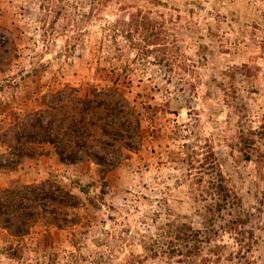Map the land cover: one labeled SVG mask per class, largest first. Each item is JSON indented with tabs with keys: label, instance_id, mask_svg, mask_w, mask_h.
Here are the masks:
<instances>
[{
	"label": "rangeland",
	"instance_id": "1",
	"mask_svg": "<svg viewBox=\"0 0 264 264\" xmlns=\"http://www.w3.org/2000/svg\"><path fill=\"white\" fill-rule=\"evenodd\" d=\"M0 35V100L118 79L143 136L104 180L49 146L0 169V189L48 180L82 205L64 229L0 223V264H264V0H0ZM168 221L176 252L155 257Z\"/></svg>",
	"mask_w": 264,
	"mask_h": 264
},
{
	"label": "trees",
	"instance_id": "2",
	"mask_svg": "<svg viewBox=\"0 0 264 264\" xmlns=\"http://www.w3.org/2000/svg\"><path fill=\"white\" fill-rule=\"evenodd\" d=\"M9 38L0 35V70L11 65ZM13 44V43H12ZM93 85L81 89L64 87L42 91L35 86L23 98L0 100V169L14 170L24 158L34 157L49 146L62 163H94L101 178L117 167L142 141L141 113L135 102L118 88ZM218 191L227 196L224 187ZM81 200L60 185L43 181L0 189V223L14 236H22L38 223L64 229L79 221ZM174 221L157 229L146 246L153 256L173 255L169 248ZM168 228V229H167ZM167 229V230H165Z\"/></svg>",
	"mask_w": 264,
	"mask_h": 264
}]
</instances>
